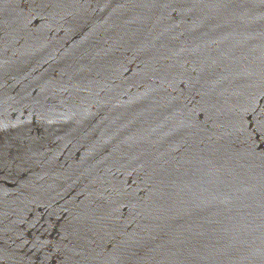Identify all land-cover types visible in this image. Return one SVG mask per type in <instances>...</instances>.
I'll use <instances>...</instances> for the list:
<instances>
[{"label": "water", "instance_id": "1", "mask_svg": "<svg viewBox=\"0 0 264 264\" xmlns=\"http://www.w3.org/2000/svg\"><path fill=\"white\" fill-rule=\"evenodd\" d=\"M0 264H264V0H0Z\"/></svg>", "mask_w": 264, "mask_h": 264}]
</instances>
